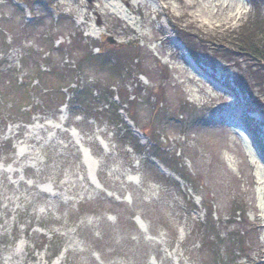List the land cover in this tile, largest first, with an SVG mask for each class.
<instances>
[{
	"label": "rangeland",
	"instance_id": "374dc122",
	"mask_svg": "<svg viewBox=\"0 0 264 264\" xmlns=\"http://www.w3.org/2000/svg\"><path fill=\"white\" fill-rule=\"evenodd\" d=\"M53 1L0 0V264H264L253 0Z\"/></svg>",
	"mask_w": 264,
	"mask_h": 264
},
{
	"label": "trees",
	"instance_id": "16d2710c",
	"mask_svg": "<svg viewBox=\"0 0 264 264\" xmlns=\"http://www.w3.org/2000/svg\"><path fill=\"white\" fill-rule=\"evenodd\" d=\"M22 1L23 3H25L29 9L32 11V13L35 11V4L40 1V2H44L47 1L49 6L54 4L53 0H19ZM263 2H260L259 0H253V9H252V14L247 18V20L244 22L243 26L241 27L242 29L238 32H235L234 34L239 35L237 38L235 39H227L225 42V44L223 45H227L233 49H235L234 51H237V53L239 54H244L246 56H249L251 59H254L255 61H257L258 63H262V67L264 68V14H263V6H264V0H262ZM34 14V13H33ZM35 15V14H34ZM180 38V40H182V42L188 47V49L190 50L192 56L194 57V59L198 60V57L196 56V53L194 51V49L192 48V46L190 45V43L187 42V40L181 35L180 29L178 28V26L174 25L173 26ZM108 40H106L107 43ZM100 46V45H98ZM236 46H238L239 48H237ZM108 47H112V45H108ZM108 47H99L100 49V53L98 55H103L106 54L105 50ZM226 47V46H225ZM103 48V49H102ZM232 49V50H233ZM219 52H231L228 51V49L225 48H219L218 50ZM54 72H56V70H54ZM69 92L73 93L75 95V90H73L72 88H69V86H66L64 88H67ZM120 95V94H119ZM112 97L114 96L111 95ZM121 97V95H120ZM122 99V97H121ZM123 100V99H122ZM124 104H127V102H124ZM25 107H30V109H32L31 105H25L19 108V110H22ZM87 109V108H85ZM30 113V110H29ZM117 113H119V109H116V111H114L112 114L116 115L115 117L117 118ZM130 118L134 121H136V118L133 117V115L131 113H129ZM33 114H31L32 116ZM147 133V132H146ZM148 134V133H147ZM150 135V140L153 143V141L156 143L157 146V141L154 135H152V133H149ZM136 144L139 146V142L136 141ZM156 146L152 147V146H148L146 148H144V151H146L148 149H156ZM155 154H153L151 156V158H157L159 159L163 164H165L167 167H171V163L170 161L167 159V157H165L164 154L160 153V151L158 149L154 150Z\"/></svg>",
	"mask_w": 264,
	"mask_h": 264
},
{
	"label": "water",
	"instance_id": "95a60500",
	"mask_svg": "<svg viewBox=\"0 0 264 264\" xmlns=\"http://www.w3.org/2000/svg\"><path fill=\"white\" fill-rule=\"evenodd\" d=\"M110 43H113V40L112 39H108Z\"/></svg>",
	"mask_w": 264,
	"mask_h": 264
}]
</instances>
